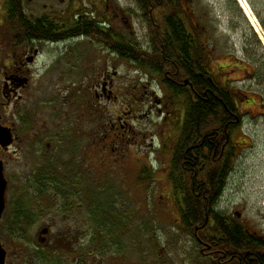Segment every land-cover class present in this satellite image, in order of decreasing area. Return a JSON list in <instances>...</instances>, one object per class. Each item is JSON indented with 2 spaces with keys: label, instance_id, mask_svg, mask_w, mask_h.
Here are the masks:
<instances>
[{
  "label": "flooded vegetation",
  "instance_id": "af4514ba",
  "mask_svg": "<svg viewBox=\"0 0 264 264\" xmlns=\"http://www.w3.org/2000/svg\"><path fill=\"white\" fill-rule=\"evenodd\" d=\"M119 2L0 0V168L5 182L0 187V264H71L73 250L66 249L65 255L57 240L89 238L83 230L84 224L89 226L87 209L91 204L101 207L88 199L89 84L77 119L69 108L66 84L59 90L56 86L72 77L73 54L86 42L84 74L90 72L92 79V103L100 108L103 98L116 100L118 73L114 65L105 66L104 54L113 63L120 59ZM129 2L128 17L145 27V57L160 71L148 69L146 75L160 79L165 95L173 99L164 119H169V128L174 116L175 130L167 134L173 144L163 143L171 149L168 175L174 171L173 159L193 154L196 163V123L192 133L186 118L196 107V62H203L209 93L229 117L211 137L213 155L218 152L228 166V180L250 142L243 131L245 121L264 119V0ZM91 44L101 52L89 48ZM184 95H191L192 109ZM120 118L110 120L111 130L125 129ZM100 121H95L98 133L104 128ZM107 137L97 135V149L101 145L107 150ZM109 140L116 144L120 138ZM183 168L175 172L188 171ZM130 218L129 224L135 223V216ZM224 219L225 247L196 237L201 254L223 264H264V217L258 229L236 209ZM62 223L72 226L67 229ZM108 223L99 222L93 227L98 231L91 233L107 229Z\"/></svg>",
  "mask_w": 264,
  "mask_h": 264
},
{
  "label": "rangeland",
  "instance_id": "374dc122",
  "mask_svg": "<svg viewBox=\"0 0 264 264\" xmlns=\"http://www.w3.org/2000/svg\"><path fill=\"white\" fill-rule=\"evenodd\" d=\"M119 3L123 11L120 39L123 43H135L144 53L141 59L147 61L145 27L136 17H128L129 0H120ZM125 17L130 19L129 24ZM87 45L86 42L81 44L73 54L72 77L56 87L59 90L66 84L72 105L69 108L73 119H77L81 100L87 92L85 84H89V116L86 118L88 199L97 201L101 207L91 204L87 209L88 214L84 219L88 220L89 226L84 224L83 230L89 232V238L57 240L58 250L65 255L66 249L73 250V259L70 257L71 261H68L71 264H223L217 258L204 257L196 237L181 226L176 203L179 200L173 195L168 177L173 140H168L167 134L172 136L175 130L172 128L174 116L170 119L169 128V119L164 120L173 99L165 95L160 79L146 75L148 69L121 56L118 62L113 63V57L105 52V66L114 65L118 73L117 98L110 102L103 98L99 108L92 103L90 72H87L89 78L84 74L85 60L89 55L86 53ZM89 48L101 52L99 46L95 48L91 44ZM56 102L59 103V98ZM119 116L125 129L111 130L110 120H116ZM96 120H101L98 123L104 126L100 133ZM263 120L245 121L243 131L250 142L239 154L216 205V210L224 215L230 214L233 209L241 211L256 229L261 228L260 218L264 217ZM104 134L108 136L103 141L104 144L108 143L105 145L107 150H102L101 145L97 149V135L101 138ZM73 136L75 138L77 134L74 132ZM114 137L120 138L116 144L109 140ZM164 142L170 145L168 149ZM112 148L114 151H111ZM228 187H234V190ZM130 216H135V223L129 224ZM92 221L97 222L95 226L90 224ZM99 222H110L108 224L111 225L101 229L102 232L92 234L90 229L98 231L93 227H98ZM114 223L115 226L112 225ZM62 226L68 229L72 225L62 223Z\"/></svg>",
  "mask_w": 264,
  "mask_h": 264
},
{
  "label": "trees",
  "instance_id": "16d2710c",
  "mask_svg": "<svg viewBox=\"0 0 264 264\" xmlns=\"http://www.w3.org/2000/svg\"><path fill=\"white\" fill-rule=\"evenodd\" d=\"M143 54L138 46L133 47L131 43H122L120 46L121 57L135 59L140 66L154 70L152 61L146 57L147 61L141 59ZM154 71L160 72L159 69ZM208 76L206 64L196 62V107L186 118L192 133L194 122L196 123V163L193 164V154L190 159L182 157L173 159L174 171L168 177L172 183L173 195L179 200L176 203L179 206L181 226L184 230L208 243L215 240L224 248L225 215L216 210V205L226 185L228 166L223 160L224 157L219 158L218 152L213 155L211 137L216 127L220 132L223 130L222 121H225L228 115L221 104L210 95L211 82ZM190 96L184 95L188 106L193 105ZM183 167L188 168V171L176 173V168L183 170Z\"/></svg>",
  "mask_w": 264,
  "mask_h": 264
},
{
  "label": "water",
  "instance_id": "95a60500",
  "mask_svg": "<svg viewBox=\"0 0 264 264\" xmlns=\"http://www.w3.org/2000/svg\"><path fill=\"white\" fill-rule=\"evenodd\" d=\"M0 187H5V182L2 178V172H1V168H0Z\"/></svg>",
  "mask_w": 264,
  "mask_h": 264
},
{
  "label": "bare ground",
  "instance_id": "6f19581e",
  "mask_svg": "<svg viewBox=\"0 0 264 264\" xmlns=\"http://www.w3.org/2000/svg\"><path fill=\"white\" fill-rule=\"evenodd\" d=\"M219 199H220V197H219ZM219 199H218V201H219Z\"/></svg>",
  "mask_w": 264,
  "mask_h": 264
}]
</instances>
